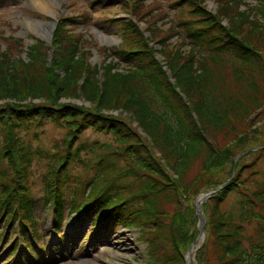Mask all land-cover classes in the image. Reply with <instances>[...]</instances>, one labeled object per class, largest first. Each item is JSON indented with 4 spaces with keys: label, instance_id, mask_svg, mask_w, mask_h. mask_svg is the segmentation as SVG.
<instances>
[{
    "label": "trees",
    "instance_id": "trees-1",
    "mask_svg": "<svg viewBox=\"0 0 264 264\" xmlns=\"http://www.w3.org/2000/svg\"><path fill=\"white\" fill-rule=\"evenodd\" d=\"M207 1L214 0H164L168 9L160 4L133 8V16L146 24L149 40L136 24L111 20L121 27V46L113 52L117 61L101 67L88 63L90 52L81 49L78 38L58 39V33L52 64L58 74L48 68L47 53L38 43L27 49L25 63H13L0 52V101L15 102L0 104L1 243L15 223L23 238L27 231L31 237L40 233L29 178L33 160L43 158L44 207L54 210L59 221L70 190L68 212L92 217L105 227L139 228V240L147 245L146 264H185L183 256L198 233L192 219L195 209L181 192L196 195L189 185L195 187L228 164L231 177L238 167L237 154L223 146L238 144L246 133L237 132L264 112V0L243 10L241 0H215L214 14L205 9ZM166 23L169 28L163 31ZM174 36L180 45L170 47L167 41ZM149 41L160 47L164 62L154 56ZM121 62L130 69L118 70ZM226 86L236 88L237 94L224 91L217 98V90ZM27 99L43 104L15 105ZM61 99L84 100L92 112ZM112 111L129 115L164 163L146 153L150 150L128 123L102 113ZM46 123L66 131V139L50 156L25 140L30 130ZM88 128L111 135L117 147L108 153L97 141L85 147L80 137ZM219 139L225 141L222 146ZM259 148L264 153V146ZM254 149L243 150V156ZM97 150L94 173L74 178L68 168L82 164L81 153ZM121 160L122 168L117 167ZM197 161L199 175L186 183ZM122 179L132 183L116 188ZM212 180L202 187L213 194L202 206L205 240L196 252V264H264V185L249 192L239 174L227 184ZM230 194L239 199L231 211H222ZM164 204H174L172 214L162 209ZM253 222V235L246 238L243 225Z\"/></svg>",
    "mask_w": 264,
    "mask_h": 264
},
{
    "label": "rangeland",
    "instance_id": "rangeland-1",
    "mask_svg": "<svg viewBox=\"0 0 264 264\" xmlns=\"http://www.w3.org/2000/svg\"><path fill=\"white\" fill-rule=\"evenodd\" d=\"M152 1H155V3L151 4V0H139L138 3L134 2V0H47L45 1V7L49 11L42 12L35 8L29 0H0V52H3L7 56L6 59L13 61V63H15L16 60H22V62L25 63L27 49L29 46L38 43L47 53L48 68H51L55 74H58L59 70L52 66L53 58L56 53L54 34L58 33V39H64V37L78 38L80 40L79 45L81 49L85 52H90L87 55V61L91 66L97 65L98 67H101L107 62L114 63L117 59L113 52L118 50L121 46L122 31L119 24H114L111 20L122 18L126 23L132 22L136 24L139 30L143 33L144 38L149 40L148 34L145 33L146 24L142 21H138L135 16H133L135 12H131V10L138 7H142L144 10L145 5L150 7L154 5L158 6V4L162 6L161 8L168 9L164 0ZM241 1L243 2L240 7L242 10L247 9L256 3V0ZM217 8L218 4L215 0L205 2V9L208 12L214 14L217 11ZM145 18L148 19L147 17ZM175 19L176 18H173V20ZM38 22H53L55 24V28L48 38L40 35L29 25L30 23L36 24ZM223 24H226L225 21ZM163 28L161 29L166 31L165 29L169 28V24L166 23ZM106 39L113 40V42L108 43ZM167 42L170 47L180 45V39H177L176 36L172 37ZM149 46L152 48L154 56H156L161 63L164 62V58L161 56L160 47L154 45L152 42L149 43ZM188 48L187 45L183 46V50L187 51L189 50ZM118 64V70L120 71L130 69V66L122 62ZM18 68L21 72L25 69L23 66H18ZM163 69L165 70L164 67ZM98 79L99 82H102L101 76H98ZM80 83L81 81L78 82L79 85ZM224 91H227L229 95H236L238 90L226 86L217 90L216 97L220 98ZM60 102L71 103L72 105L82 107L90 112H92L93 109L90 104L80 99H61ZM10 103L15 102L8 99L0 101V104L7 105ZM18 103L21 104L15 105L26 106L30 105V103L43 104L41 100L30 99L22 100ZM102 113L105 116H112L114 119H120L121 121L128 123L131 131L141 137L143 146L150 150L146 151V153L151 152L152 158L164 163L161 160L160 154L153 147L151 149L148 146L150 145V142L147 137L136 127L135 124L129 122V115L115 111ZM241 132L246 133V135L242 136L238 144H235L234 142L233 144L228 143L223 146L230 147V150L237 154L236 158L242 155V158L238 160L239 162L237 161L236 164L238 167L236 168V171H233L231 177V167L230 164H228L213 173L211 176L202 179L195 187L189 185L191 188L190 191L196 192V195H191L189 193L188 195L187 193L181 192V197L185 201H188L189 205L195 209V212L192 213V219L196 221L194 229L195 231L197 230V233L198 216L196 213V207L193 203L200 193H205L207 191L202 187L206 183L211 182L210 178L213 179L212 182L219 181L220 183H229L234 176L239 174V180L241 178L246 182V185H248L247 190L249 192L256 191L258 187L264 185V153L259 152V150L253 151L252 155L249 156H243L242 153L243 150L248 148H259L264 146V112L261 111L259 115L256 114L255 116H252L247 125L237 132V134ZM64 139H66V131L60 126L50 123H46L42 129L30 130L25 138L27 143L42 150L44 156L54 154V148L60 147ZM80 141L85 144V147L87 145L91 146L93 142L97 141L103 150H107V153L117 147L111 135L98 133L91 128L86 129L81 134ZM224 143V139L218 140V145L222 146ZM99 153V150L94 151L93 153L89 152V154L88 152L87 154L86 152L81 153L82 164L76 163L71 165V169L68 168L69 172L74 178H77L76 176L78 173L93 174L95 170L94 162ZM46 162L47 159H34L30 168L31 177L29 179L31 194L34 197V215L38 221L37 227H41L47 235V239L43 240L40 238L39 243L47 245L49 253L51 250L57 248L60 250L57 252V255L54 256L57 258L54 262L44 261L41 262V264H146L148 260L147 245L139 240V228L128 229L126 227L114 225L110 227H99V224L96 226L94 225L92 217L88 218L83 217L82 215L79 218L73 212L68 213L72 196V193L70 195V190L65 194V210L62 214L61 224L54 229L56 232H52L53 226L50 220L51 211L48 212L45 209L42 193V174L45 171ZM88 164L89 169L87 172V170L84 169V165ZM124 166L125 162L123 160L117 162V167L122 168ZM162 167V170L166 172L169 178L175 180V176L171 171L168 170L167 167H164V165H162ZM239 168L240 172L238 173ZM199 171L200 163L197 161L187 172L185 182L192 184L194 178L199 175ZM130 182L132 183V181H124V179H122L115 183L116 188L124 187L126 183ZM208 191H211V189ZM238 199L239 198L236 194H230L228 199L221 206L222 211H231L235 207ZM162 209L167 211L168 214H172L174 204H164ZM243 227V234L247 238L253 235L256 224L255 222L244 224ZM121 233H124L130 242H124ZM8 234L9 237L12 238L14 235V229L12 230V233ZM102 236L109 237L110 241L107 243L105 241L97 242ZM190 247L191 245L189 246V249ZM6 249L7 248L5 247L2 248V256H4ZM189 249L185 252L183 257L187 256ZM196 252L194 253L191 262L192 264H196ZM54 253L56 252L54 251ZM123 256L125 258L124 262L117 260V258ZM4 258H6V256Z\"/></svg>",
    "mask_w": 264,
    "mask_h": 264
},
{
    "label": "bare ground",
    "instance_id": "bare-ground-1",
    "mask_svg": "<svg viewBox=\"0 0 264 264\" xmlns=\"http://www.w3.org/2000/svg\"><path fill=\"white\" fill-rule=\"evenodd\" d=\"M45 1H47V0H29V2L38 10H40L42 12H48L49 10H47L45 7L46 6ZM29 25L33 30L37 31L40 35H42L46 38H48L52 34V32L55 28V24L53 22L52 23L38 22L36 24L30 23ZM106 41L108 43L113 42V40H110V39H106ZM202 200H203V197H202V195H200L196 199V205L197 206L200 205ZM121 235H122L124 242H126V243L130 242V240L128 239L127 236H125L124 233H121ZM99 241H105L107 243L110 241V238L107 236H102V237H100V239L97 242H99ZM201 243H202V238H199L192 245L190 251L188 252V254L186 256V260H187L188 264H192L191 262L193 260L194 253L197 250V248L200 246ZM124 259H125L124 256L117 258V260L120 262H124Z\"/></svg>",
    "mask_w": 264,
    "mask_h": 264
},
{
    "label": "water",
    "instance_id": "water-1",
    "mask_svg": "<svg viewBox=\"0 0 264 264\" xmlns=\"http://www.w3.org/2000/svg\"><path fill=\"white\" fill-rule=\"evenodd\" d=\"M168 76L170 77V74H168ZM259 149H261V148H259ZM255 150H257V149H255ZM248 153V151H246L245 153H244V155L245 154H247ZM242 155H240V156H238L237 158H236V160H235V165H236V163H237V161L240 159V157H241ZM225 186V185H224ZM223 186V187H224ZM223 187H221V188H223ZM220 188V189H221ZM211 193L212 192H209V193H205V194H203L202 196L204 197V199H203V201L201 202V204L200 205H196V199L200 196V194L195 198V200H194V203H193V205H195V207H196V213H197V216H198V224H197V229H198V236H197V238L195 239V242H196V240L197 239H199V238H202V243H203V241H204V239H205V234H204V227H205V215H204V213H203V211H202V204H203V202L205 201V199H207V198H209L210 196H211ZM201 243V244H202ZM201 244H200V246H201ZM199 246V247H200ZM191 247H192V245H191ZM191 247H190V249H191ZM198 247V248H199ZM197 248V249H198ZM190 249H189V251H190ZM188 251V252H189ZM188 254V253H187ZM186 257V256H185ZM184 257V261H185V264H188V262H187V260H186V258Z\"/></svg>",
    "mask_w": 264,
    "mask_h": 264
}]
</instances>
